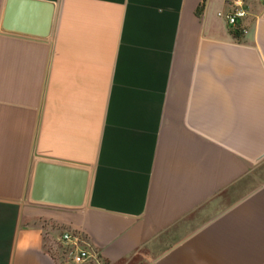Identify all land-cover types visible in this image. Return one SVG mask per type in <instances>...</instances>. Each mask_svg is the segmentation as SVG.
Instances as JSON below:
<instances>
[{"label":"crops","instance_id":"1","mask_svg":"<svg viewBox=\"0 0 264 264\" xmlns=\"http://www.w3.org/2000/svg\"><path fill=\"white\" fill-rule=\"evenodd\" d=\"M31 1L48 36L0 0V264H61L65 231L106 264H264V0L243 34L230 0ZM41 160L90 171L83 207L30 200Z\"/></svg>","mask_w":264,"mask_h":264},{"label":"water","instance_id":"2","mask_svg":"<svg viewBox=\"0 0 264 264\" xmlns=\"http://www.w3.org/2000/svg\"><path fill=\"white\" fill-rule=\"evenodd\" d=\"M16 3L38 5L48 10L44 30L40 33H34L41 37L48 36L55 15V7L52 3L43 1L8 0L4 29L14 32L16 30L15 26L9 23ZM90 179L91 173L88 169L53 161H38L35 166L30 200L39 204L81 208L87 200Z\"/></svg>","mask_w":264,"mask_h":264},{"label":"built area","instance_id":"3","mask_svg":"<svg viewBox=\"0 0 264 264\" xmlns=\"http://www.w3.org/2000/svg\"><path fill=\"white\" fill-rule=\"evenodd\" d=\"M249 13L248 0H230V11L224 15L219 13V16H224L231 28L243 34L247 29L244 22L248 18ZM60 241L63 258L61 264H89L93 260H95L96 264H106L97 256H94L89 243L80 233L65 231L62 233Z\"/></svg>","mask_w":264,"mask_h":264},{"label":"rangeland","instance_id":"4","mask_svg":"<svg viewBox=\"0 0 264 264\" xmlns=\"http://www.w3.org/2000/svg\"><path fill=\"white\" fill-rule=\"evenodd\" d=\"M138 263V262H137ZM89 264H91V263H89Z\"/></svg>","mask_w":264,"mask_h":264}]
</instances>
